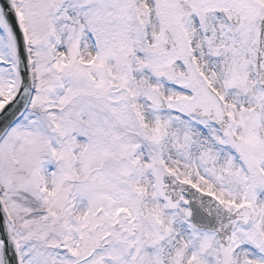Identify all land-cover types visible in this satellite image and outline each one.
<instances>
[{"label": "snow or ice", "instance_id": "snow-or-ice-1", "mask_svg": "<svg viewBox=\"0 0 264 264\" xmlns=\"http://www.w3.org/2000/svg\"><path fill=\"white\" fill-rule=\"evenodd\" d=\"M0 264H264V0H0Z\"/></svg>", "mask_w": 264, "mask_h": 264}]
</instances>
